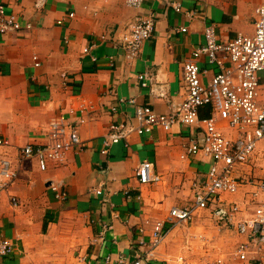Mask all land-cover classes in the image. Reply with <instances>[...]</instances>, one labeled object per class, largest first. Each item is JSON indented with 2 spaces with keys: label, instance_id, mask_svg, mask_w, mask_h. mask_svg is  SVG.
Returning a JSON list of instances; mask_svg holds the SVG:
<instances>
[{
  "label": "crops",
  "instance_id": "0c3cea01",
  "mask_svg": "<svg viewBox=\"0 0 264 264\" xmlns=\"http://www.w3.org/2000/svg\"><path fill=\"white\" fill-rule=\"evenodd\" d=\"M262 3L144 0L131 8L125 0H0L20 25L0 34V140L7 142L0 145V160L11 161L17 172L0 192V239L14 246L12 254L0 256V264H103L106 256L133 258L147 248H139L138 240L148 242L152 225L166 219L172 207H192L210 165L202 153H186L191 141L202 143L200 124L133 133L109 145L107 153H102L103 141L113 124L138 127L135 107L163 115L178 108L186 96L183 65L204 43L205 27L213 25L219 43L251 36L255 8ZM150 16L152 37L136 58L126 59L122 39L129 26ZM198 64L207 71L202 79L207 83L217 69L203 57ZM139 75H145L146 87ZM211 114L209 106L198 111L199 119ZM53 118L77 129L81 147L61 162H48L45 171L34 160L19 164L22 147L46 144ZM223 133L231 135L228 129ZM143 162L159 182H138ZM236 176V193L220 195L188 223L167 224L148 264H197L206 256L227 257L225 264H264V246L246 261L235 258L239 243L256 248L251 238L219 219L232 205L239 209L232 223L252 214L254 193L264 182V140ZM49 181L62 183L64 201L54 197Z\"/></svg>",
  "mask_w": 264,
  "mask_h": 264
},
{
  "label": "built area",
  "instance_id": "2783aa9c",
  "mask_svg": "<svg viewBox=\"0 0 264 264\" xmlns=\"http://www.w3.org/2000/svg\"><path fill=\"white\" fill-rule=\"evenodd\" d=\"M144 0H125L127 7L139 8ZM179 12L180 7L174 6ZM254 33L251 36L238 35L235 38L219 43L216 39L213 25L204 29V43L195 48L191 58L183 65V81L186 96L181 105L171 114H156L148 107H135V119L138 127L111 125L110 133L103 141L107 153L109 145L118 143L130 134H149L153 129L165 132L179 123L184 126L200 124L202 127V143L191 141L186 153L189 155L202 153L210 161L204 185L195 195L192 207H172L166 219L156 221L152 225L150 240L139 239V248L147 246L144 251L134 254L133 258L118 256L112 259L106 256L103 264H148L155 257V250L167 234L166 225H178L190 222L197 211L206 210L222 194H234L239 189L240 182L237 171L248 162L260 141L264 140V3L255 8ZM69 18L73 13L68 14ZM61 21H58L60 24ZM20 25L17 18L6 12L0 5V34L17 31ZM129 32L122 39L125 58L132 60L137 57L144 42L149 40L155 31V21L152 16L139 18L129 26ZM179 31L185 32V28ZM84 52H88L87 49ZM206 58L209 65L217 71L207 83L202 79L207 71L203 70L198 61ZM145 75H139L141 87H146ZM129 103L134 104L133 100ZM211 107L212 114L205 119H199L198 111L203 107ZM224 129L231 131L227 136ZM7 144L0 140V145ZM74 147H81L77 129L70 127L63 118L50 120L47 129V142L40 147L26 145L20 149L17 162L19 164L34 160L40 171H45L48 162H61L65 155ZM140 184L159 182L157 175L151 174L150 164L143 162L136 171ZM17 172L11 161L0 160V192L5 191L16 179ZM59 181H49V188L57 200L64 201L66 192ZM100 194V191H96ZM256 200L251 215L234 220L239 212L232 205L226 217L221 216L235 227V230L251 238L254 251L249 250L247 242L239 243L234 257L246 261L252 253L257 254L264 246V182H259ZM11 204L17 205V200L11 198ZM140 235L144 229L139 228ZM13 243L8 239H0V256L6 257L13 253ZM211 264H225L223 259H216Z\"/></svg>",
  "mask_w": 264,
  "mask_h": 264
},
{
  "label": "rangeland",
  "instance_id": "374dc122",
  "mask_svg": "<svg viewBox=\"0 0 264 264\" xmlns=\"http://www.w3.org/2000/svg\"><path fill=\"white\" fill-rule=\"evenodd\" d=\"M214 257L215 256H206V257L202 258V260H200V262H197V264H211L216 259H223L225 262V260L227 259V257H224V256H219V257L217 256L215 258Z\"/></svg>",
  "mask_w": 264,
  "mask_h": 264
}]
</instances>
